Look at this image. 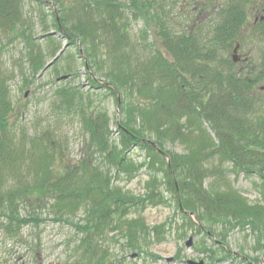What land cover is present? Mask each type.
<instances>
[{
	"label": "trees",
	"instance_id": "trees-1",
	"mask_svg": "<svg viewBox=\"0 0 264 264\" xmlns=\"http://www.w3.org/2000/svg\"><path fill=\"white\" fill-rule=\"evenodd\" d=\"M23 1L0 0V24L3 25L0 27H11L9 33L18 28L15 22H20L18 6ZM27 1L57 7L59 14H52V28L63 34L67 46L84 47L85 66L96 63L91 52L96 45L104 46L105 57L113 64L110 86L120 91V95L128 86L129 94L141 99L140 107L128 111V116L118 124L119 145L124 148L121 158L112 155L114 148H111L104 161L110 164L112 161L118 169H123L128 151L143 146L152 169L165 175L166 191L173 196L184 223L205 238L213 236L218 240L214 241L215 250L207 252L210 264L258 262L225 248L226 232L235 227L249 230L255 251L264 258V99L259 101L254 91L255 86L264 81V71L249 76L242 68L236 70L238 64L232 59L221 55V52H229L243 31L247 13L242 0H233L217 10L216 25L208 39L198 36L202 35L201 31H197V35L192 34L193 31L175 32L164 17L156 13L159 5L153 0H126L135 4L134 9L141 6L146 10L149 22L171 59L155 53L136 65L129 64L131 28L123 21L121 13L116 17L118 0H73L75 9L68 7L65 0ZM260 31L259 37L263 38L264 22L262 29L258 27ZM20 37L28 46L33 44L23 32ZM47 37L52 40L53 35ZM218 57L221 59L217 60ZM38 58L34 50L28 58L34 73L44 68ZM1 81L0 228L9 236L18 235L32 219L20 216L21 204L49 201L58 219L69 220L83 213L74 226L78 237L75 256L67 264H106L108 251L101 249L98 241L113 230H123L130 247L141 252L135 231L140 222L127 221V217L132 206H138L137 203H143L155 193L152 186L155 180H151V188H147L150 192L147 197L135 198L114 187L109 175L88 157L60 173L54 168L59 154L58 142L51 133L40 136L21 133L17 138L8 123L12 108L5 100L6 91ZM56 93L59 97L67 95L61 89ZM102 119L107 121L98 114L97 118L85 121L91 141L97 140L99 149L105 152L109 125L103 127ZM146 133L154 135V142ZM168 143L185 145L186 152L181 155L168 152L165 148ZM92 147L90 142L87 148ZM226 165L231 166V173L253 180L260 201L249 203L231 184L225 183L229 173ZM209 179L213 182L208 187ZM191 217L198 223L197 227ZM216 228L220 231L216 232ZM141 229H145L144 226Z\"/></svg>",
	"mask_w": 264,
	"mask_h": 264
},
{
	"label": "rangeland",
	"instance_id": "rangeland-1",
	"mask_svg": "<svg viewBox=\"0 0 264 264\" xmlns=\"http://www.w3.org/2000/svg\"><path fill=\"white\" fill-rule=\"evenodd\" d=\"M153 1L159 5L156 13L164 17L175 32L187 34L193 31L192 34L197 35V31H201L202 35L198 36L208 39L212 36L211 29L216 25L217 10L233 0ZM65 2L68 7L75 9L73 0ZM242 2L247 13L243 31L229 52H221V55L231 59L238 44L236 56L239 63L236 70L242 68L249 76H254L264 71V37H259L262 30L258 32V27L263 28L264 0ZM134 5L126 0H118L116 15L117 17L121 13L123 21L129 23L131 28L129 64L136 65L138 61L142 62L155 53L171 60L157 37L153 24L149 22L146 10L141 6L134 9ZM18 13L20 22H15V26L19 24L16 32L9 33L11 27L4 25L2 28L3 25L0 24V80L6 91L5 100L12 108L8 123L17 138L21 133L29 136L51 133L59 148L54 163L56 170L62 173L88 157V160L96 161L103 172L109 175L114 187L135 198L147 197L150 194L147 188H151V180H155L152 185L155 193L149 195L143 203H137L138 206H132L127 217V221L140 222L135 231L137 243L142 246L141 252L130 247L123 230L107 232L98 241L101 249L108 251L106 264H210V254L207 252L215 250L214 241L218 240L213 236L205 238L194 227L184 223L173 196L166 191L165 175L156 168L152 169L149 154L143 146L128 151L123 169H118L112 161L111 164L104 161L111 148H114L112 155H119L118 159L121 158L124 148L119 145L118 124L128 116V111L140 107L141 102L138 96L129 94L128 86L122 95L110 86L109 76L113 64L105 57V47L96 45L94 51H91L96 63L91 67L85 66L87 58L84 47L67 46L63 34L52 28V14H59L57 7H43L24 0L18 6ZM143 31H146L145 35ZM22 32L30 37L28 39L33 44L28 46L24 42L20 37ZM50 34L53 35L52 40L47 37ZM63 48L64 52L54 60ZM33 50L44 66L38 73L32 72L29 66L28 58ZM91 60L93 61L92 58ZM52 62L54 63L46 68ZM59 89L65 90L67 95L59 97L56 93ZM254 91L258 100L262 101L264 81L261 80ZM121 104L124 105L122 108ZM98 114L107 118V121L102 119L103 127L107 123L109 125L106 134L107 152L99 149L97 140L91 141V134L86 128L85 120L97 118ZM102 125L99 122L100 129L103 128ZM203 127L215 139L208 126L203 124ZM145 136L154 142L153 134L146 133ZM90 142L93 149L88 150ZM165 148L168 152L180 155L186 152V146L179 143H168ZM225 169L229 172L226 184H231L249 203L260 201L252 179L231 173L230 165H226ZM212 182V179L207 180V186ZM161 200L164 201L163 204L160 203ZM50 207L49 201L42 204H21L20 216L34 220H28L29 223L14 237L0 228V264H67L73 260L78 243L74 226L82 219L83 213L79 212L69 220L58 219ZM191 219L197 227L196 220L193 217ZM141 226L145 229H141ZM215 230L219 232L220 228ZM225 241L226 249L245 259H257L258 262H252L253 264H264L263 255L254 249L249 230L231 228L226 232Z\"/></svg>",
	"mask_w": 264,
	"mask_h": 264
},
{
	"label": "water",
	"instance_id": "water-1",
	"mask_svg": "<svg viewBox=\"0 0 264 264\" xmlns=\"http://www.w3.org/2000/svg\"><path fill=\"white\" fill-rule=\"evenodd\" d=\"M237 49H238V46H236L235 49L233 50V55H232L233 62H237V61H238L237 56H236V54H237ZM64 50H65V48H63V50L60 51V53L56 56V58H55L54 60H57V59L60 57V55L64 52ZM52 64H53V62L50 63V64H48V65L46 66V68H49ZM189 245H190V244L188 243L187 246H189ZM199 264H202V262L199 263Z\"/></svg>",
	"mask_w": 264,
	"mask_h": 264
}]
</instances>
